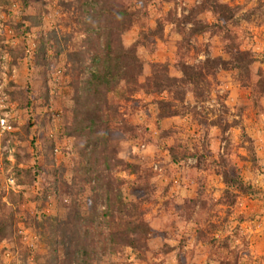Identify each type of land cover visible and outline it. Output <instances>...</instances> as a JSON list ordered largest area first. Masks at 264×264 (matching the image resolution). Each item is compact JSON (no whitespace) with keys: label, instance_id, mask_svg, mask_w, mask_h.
<instances>
[{"label":"rangeland","instance_id":"rangeland-1","mask_svg":"<svg viewBox=\"0 0 264 264\" xmlns=\"http://www.w3.org/2000/svg\"><path fill=\"white\" fill-rule=\"evenodd\" d=\"M134 1L141 12L122 42L138 48L140 83L154 63L179 77L181 61L229 60L232 40L254 55L249 77L218 69L208 99L188 93L166 118L157 102L168 93L125 102L121 82L107 91L118 119L93 155L76 96L106 23L80 0H0V120L11 127H0V264H79L74 240L85 238L82 264H264V0H217L233 16L224 31L203 0ZM158 21L163 37L143 41ZM194 23L208 30L192 36ZM109 182L149 226L142 251L110 244Z\"/></svg>","mask_w":264,"mask_h":264},{"label":"trees","instance_id":"trees-1","mask_svg":"<svg viewBox=\"0 0 264 264\" xmlns=\"http://www.w3.org/2000/svg\"><path fill=\"white\" fill-rule=\"evenodd\" d=\"M82 4V12L89 13L90 18L94 22L100 23L101 19L106 23L101 22L100 28L97 30V42L104 38L103 46L95 43V52L93 59V73L92 78L85 82L81 92L76 96L77 102L81 104L86 114V130L88 131V139L93 144L92 153L97 155L99 153L98 147L102 142V136L108 137L112 132V124L118 119V106L113 97L112 100L108 98V89L112 87L117 88L121 82L124 83V91L122 100L125 102L132 101L133 98L143 92L149 95H161L168 93L169 99L158 100L161 117H172L178 114L174 111L177 103H184L188 93H192L196 102H203L209 98V88L211 82L209 79L215 77L218 69L236 71L240 77H249V72L255 58L252 52L241 50L235 47L234 41L227 45L226 53L229 55V60L222 58H210L200 62L199 64H188L181 61L177 64L181 76L177 77L170 74L169 66L162 63H154L152 74L146 78L144 83H140L139 78L143 74L144 62L138 55V48L136 46L126 48L122 42V37L130 26L135 23V19L140 14L141 10L137 8V2L134 0H80ZM202 9L210 10L218 16V22L211 24L212 26L224 31L226 24L233 17L228 6L221 5L217 0H203ZM106 14V16H104ZM146 16V14H144ZM191 21L190 18H185L179 24ZM195 27L191 28V35H197L208 30V27H203L199 23H194ZM164 24L157 23L155 30H150L143 36V41H147L148 37L159 35L163 37ZM226 33V32H224ZM224 37L228 38L227 35ZM184 41L188 38L184 32ZM242 81V79L240 80ZM106 87V98L102 96V89ZM264 93V74H260V80L257 85ZM116 90H113V92ZM105 99L106 106L103 105ZM115 100V101H114ZM108 113V114H107ZM99 145V146H98ZM93 169L96 164L93 162ZM227 183L234 182L230 178L229 173L225 175ZM100 182V181H99ZM114 184H108L107 191L111 188L114 193V198L111 200L109 210L105 212L110 215L112 222L109 221L110 226L109 239L110 244L114 249L119 247H131L136 250H143L146 247L150 235L149 226L145 221L133 220L129 206L124 202L122 194L118 189H113ZM139 185L137 188H140ZM96 205H93V210ZM133 208V207H131ZM124 215V218H120ZM120 219L115 221V219ZM130 219V220H129ZM113 224L118 225V228L111 230ZM67 226V225H66ZM71 226V225H70ZM70 227H64L61 231L71 233ZM78 239L74 240L75 247L83 250V260L88 259L92 255L90 249L92 244H88V239L80 240L85 245H81ZM73 244V241H70ZM78 263L82 264L79 257L78 249Z\"/></svg>","mask_w":264,"mask_h":264},{"label":"built area","instance_id":"built-area-1","mask_svg":"<svg viewBox=\"0 0 264 264\" xmlns=\"http://www.w3.org/2000/svg\"><path fill=\"white\" fill-rule=\"evenodd\" d=\"M0 127H2L4 130L10 129V125L8 124V122L6 121V119L2 118L0 120Z\"/></svg>","mask_w":264,"mask_h":264}]
</instances>
